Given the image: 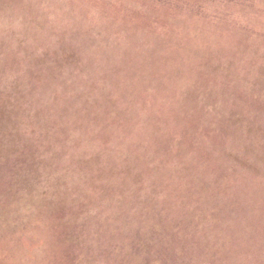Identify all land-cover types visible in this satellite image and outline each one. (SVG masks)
I'll use <instances>...</instances> for the list:
<instances>
[{
    "label": "rangeland",
    "instance_id": "obj_1",
    "mask_svg": "<svg viewBox=\"0 0 264 264\" xmlns=\"http://www.w3.org/2000/svg\"><path fill=\"white\" fill-rule=\"evenodd\" d=\"M0 264H264V0H0Z\"/></svg>",
    "mask_w": 264,
    "mask_h": 264
}]
</instances>
